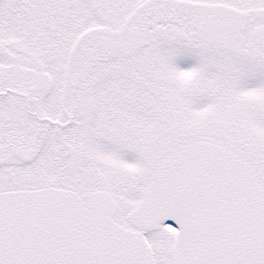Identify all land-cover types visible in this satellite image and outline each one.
Here are the masks:
<instances>
[{"label":"snow or ice","instance_id":"1","mask_svg":"<svg viewBox=\"0 0 264 264\" xmlns=\"http://www.w3.org/2000/svg\"><path fill=\"white\" fill-rule=\"evenodd\" d=\"M0 264H264V0H0Z\"/></svg>","mask_w":264,"mask_h":264}]
</instances>
